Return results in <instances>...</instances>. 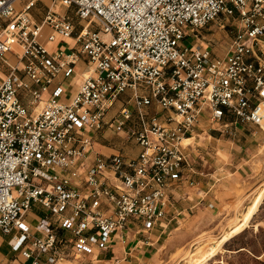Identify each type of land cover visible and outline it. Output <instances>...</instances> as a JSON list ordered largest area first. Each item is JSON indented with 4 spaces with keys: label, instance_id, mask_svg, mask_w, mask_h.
<instances>
[{
    "label": "built area",
    "instance_id": "obj_1",
    "mask_svg": "<svg viewBox=\"0 0 264 264\" xmlns=\"http://www.w3.org/2000/svg\"><path fill=\"white\" fill-rule=\"evenodd\" d=\"M38 1L0 0V233L20 232L12 251L26 264H58L164 220L202 121L264 128V0H50L36 23ZM213 24L232 29L223 56L196 42ZM44 28L47 44L75 46L50 51ZM79 62L88 74L68 95ZM105 129L137 157L94 154ZM33 205L46 212L39 237L21 230Z\"/></svg>",
    "mask_w": 264,
    "mask_h": 264
},
{
    "label": "crops",
    "instance_id": "obj_2",
    "mask_svg": "<svg viewBox=\"0 0 264 264\" xmlns=\"http://www.w3.org/2000/svg\"><path fill=\"white\" fill-rule=\"evenodd\" d=\"M45 12L46 10L43 11L36 6L33 8L31 14L36 23L42 21ZM40 43L50 51L57 49L68 51L75 46L73 40L47 44L46 38H44ZM87 74L86 65L79 62L75 68L73 79L64 83L68 95L75 92ZM60 81L61 79L58 78L53 86ZM47 98V94L42 97L43 100H47ZM27 108L29 111L33 109L29 106ZM151 111H155V108H151ZM226 120L231 121L228 118ZM110 135V140L106 139V133L95 136L92 145L94 154L110 157L119 154L121 151L120 155L125 158L137 157L140 148L135 142L124 144L120 141L122 140L120 137L113 133ZM207 137L209 140L205 142L204 148L211 150L214 160L211 174L206 169L199 171L192 166V171H189L187 180H183L177 187L168 191L170 202L164 220L157 222L146 233H137L138 227H129L124 243L116 241L108 251L68 258L73 259V261L80 260L81 263L78 264H147L148 260L158 251L161 236L165 234L168 226L174 223V220L179 222L181 216H189L191 212L196 213V215L199 213H204V215L209 212L216 213L221 209V206L230 200L227 198L229 192L234 194L233 192L236 190H244L245 193H248L253 184L264 180V128L230 126L225 132L213 130ZM220 156L225 159L222 161ZM228 178L230 181L227 180ZM231 196L235 199L234 195ZM44 217H46V212L40 206L33 205L23 219L21 230L33 237H39L40 235L35 231V226ZM167 217L171 219L168 220ZM19 235L20 232L17 230L12 231L9 235L0 233V264H26L19 252L12 251L13 238ZM258 260L264 264V252ZM63 261L66 260L63 259L59 263Z\"/></svg>",
    "mask_w": 264,
    "mask_h": 264
},
{
    "label": "rangeland",
    "instance_id": "obj_3",
    "mask_svg": "<svg viewBox=\"0 0 264 264\" xmlns=\"http://www.w3.org/2000/svg\"><path fill=\"white\" fill-rule=\"evenodd\" d=\"M26 1L22 0L21 3ZM21 3L16 6L18 10L22 6ZM35 6L44 11L50 8L51 1L39 0ZM54 8L59 16L73 15L72 9L62 8L58 3ZM230 32L232 29L229 27L220 31L216 25H209L198 32L197 45L208 46L214 56H223L232 37ZM48 33L49 30L44 29L39 41L42 42ZM190 40L187 39L184 44L189 46ZM9 62L14 64L15 58ZM60 100L65 102L66 99L62 97ZM118 107L119 104L111 109L108 119L116 114ZM194 131L193 139L183 142L182 146L190 145L188 152L192 166L196 170L206 169L211 174L213 155L210 149L205 150L204 145L209 140L207 136L213 130H210L202 121ZM104 133L107 134L106 139L110 140L111 132L107 129L98 133L97 136ZM120 141L126 144L124 140ZM233 155L236 156L235 153ZM223 159L225 158L222 157V161ZM227 180L230 181V178ZM209 181L212 182V180ZM262 189H264V180L253 184L248 193L244 190H236L234 194L229 192L227 198L230 200L216 213L196 215L191 212L189 216H181L179 222L174 220V223H171L165 234L161 236L158 251L147 264H262L258 258L264 252V200L259 205L257 202L251 203ZM231 195H234L235 199ZM252 212L254 213L251 221H246L247 216ZM239 223L241 224L233 229ZM131 226L137 227L132 224L129 227ZM240 226L245 227L240 231ZM225 243H227L226 246H224ZM65 260L59 264L81 263L80 260L73 261L71 258Z\"/></svg>",
    "mask_w": 264,
    "mask_h": 264
},
{
    "label": "bare ground",
    "instance_id": "obj_4",
    "mask_svg": "<svg viewBox=\"0 0 264 264\" xmlns=\"http://www.w3.org/2000/svg\"><path fill=\"white\" fill-rule=\"evenodd\" d=\"M190 141V140H189ZM186 142H188V141H186ZM262 200H264V189H262L258 194H257V196L254 198V200L251 202V203H253V202H257V204H259V203H261V201ZM250 203V204H251ZM253 213V212H252ZM252 213L250 214V215H248L247 216V218H246V221H250V219H251V217H252ZM241 222H242V220H241ZM241 223H239L237 226H235L233 229H235V228H237L239 225H240ZM241 228H240V231L245 227V226H240ZM232 229V230H233ZM231 230V231H232Z\"/></svg>",
    "mask_w": 264,
    "mask_h": 264
},
{
    "label": "trees",
    "instance_id": "obj_5",
    "mask_svg": "<svg viewBox=\"0 0 264 264\" xmlns=\"http://www.w3.org/2000/svg\"><path fill=\"white\" fill-rule=\"evenodd\" d=\"M226 244H227V243H225V245H224V246H226Z\"/></svg>",
    "mask_w": 264,
    "mask_h": 264
}]
</instances>
